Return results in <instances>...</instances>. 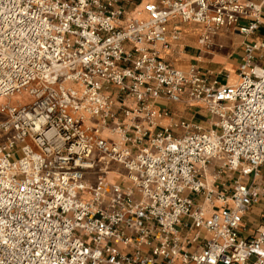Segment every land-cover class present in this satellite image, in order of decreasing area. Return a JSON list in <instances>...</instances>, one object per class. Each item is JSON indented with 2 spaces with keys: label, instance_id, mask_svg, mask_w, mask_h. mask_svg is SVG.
Here are the masks:
<instances>
[{
  "label": "built area",
  "instance_id": "2783aa9c",
  "mask_svg": "<svg viewBox=\"0 0 264 264\" xmlns=\"http://www.w3.org/2000/svg\"><path fill=\"white\" fill-rule=\"evenodd\" d=\"M126 6L0 0V98L33 97L0 107V264H264V224L244 223L264 204V41L232 84L162 57L170 19L223 49L218 32L259 30L264 0ZM161 100L218 121L174 120Z\"/></svg>",
  "mask_w": 264,
  "mask_h": 264
},
{
  "label": "crops",
  "instance_id": "0c3cea01",
  "mask_svg": "<svg viewBox=\"0 0 264 264\" xmlns=\"http://www.w3.org/2000/svg\"><path fill=\"white\" fill-rule=\"evenodd\" d=\"M126 7L136 12L143 6L153 0H123ZM263 23L259 30L250 37H246L237 31H220L215 35L216 43H222L223 49L215 47L212 51H206L199 44V36L203 30V25L194 22H184L181 18H172L168 22V38L171 47L162 53L163 59L177 69L188 70L193 64L200 66L205 72L211 73L223 84H232L231 70H238V66L242 61L244 45L247 42L264 41V16ZM179 30L180 39L173 38V32ZM231 40V41H230ZM231 48L228 54L224 50ZM224 78V79H223ZM160 108H167L171 111L174 120H187L192 123L200 124L204 127L208 112L205 108L198 105H189L186 102H170L167 100L159 101ZM169 118H165L164 123L169 122ZM110 179H116L112 173L109 174ZM259 207V219H256L251 226L248 227L247 216L245 214L244 223L249 230L255 231L264 224V204L253 206ZM251 209H254V208ZM254 226H256L254 228ZM251 232V231H249Z\"/></svg>",
  "mask_w": 264,
  "mask_h": 264
},
{
  "label": "rangeland",
  "instance_id": "374dc122",
  "mask_svg": "<svg viewBox=\"0 0 264 264\" xmlns=\"http://www.w3.org/2000/svg\"><path fill=\"white\" fill-rule=\"evenodd\" d=\"M231 51H232L231 48H227V49L224 50V52L228 53V54ZM231 73L232 74H231L230 83H235V81H237V79H238V70H231ZM32 99H33V97L31 96V94L28 91H23V92H20V93H16V95L12 96V97H2V98H0V107L3 104H8V103H12V104H27ZM6 117L7 116L5 114H2L0 112V121L5 120ZM217 121H218L217 117H212L211 115L208 114L207 119L205 121V125L209 126L211 124H215ZM9 135H11V134H5L4 132H0V142H4ZM221 164H222L221 161H218L216 159L213 160V164L209 168L210 171L212 172L216 166H219ZM262 173L264 174V168H262ZM92 177H94V176H92ZM259 212H260L259 207H255L254 209H251L249 211V214L247 216L248 227L251 226V224H253L254 221H256V219H259V218H257V217H259ZM255 227L256 226H254V228ZM247 233H248V230L245 231V234H247Z\"/></svg>",
  "mask_w": 264,
  "mask_h": 264
},
{
  "label": "bare ground",
  "instance_id": "6f19581e",
  "mask_svg": "<svg viewBox=\"0 0 264 264\" xmlns=\"http://www.w3.org/2000/svg\"><path fill=\"white\" fill-rule=\"evenodd\" d=\"M15 95H16V93H15V94H13V96H15ZM208 178H209V182H211V180H212V179H211V178H212V176H211V174H209V173H208Z\"/></svg>",
  "mask_w": 264,
  "mask_h": 264
}]
</instances>
